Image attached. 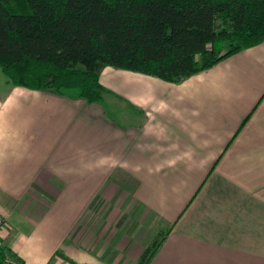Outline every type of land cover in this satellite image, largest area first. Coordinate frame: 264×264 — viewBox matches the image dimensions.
Here are the masks:
<instances>
[{
	"label": "crops",
	"instance_id": "1",
	"mask_svg": "<svg viewBox=\"0 0 264 264\" xmlns=\"http://www.w3.org/2000/svg\"><path fill=\"white\" fill-rule=\"evenodd\" d=\"M100 83L88 104L0 70L13 264H139L162 237L150 264H264V43L179 85L109 67Z\"/></svg>",
	"mask_w": 264,
	"mask_h": 264
},
{
	"label": "trees",
	"instance_id": "2",
	"mask_svg": "<svg viewBox=\"0 0 264 264\" xmlns=\"http://www.w3.org/2000/svg\"><path fill=\"white\" fill-rule=\"evenodd\" d=\"M12 2L0 0L1 73L13 87L75 90L88 104L102 101L105 68L179 85L264 43V0H26L25 14L10 13ZM6 257L17 262L0 249V264Z\"/></svg>",
	"mask_w": 264,
	"mask_h": 264
},
{
	"label": "rangeland",
	"instance_id": "3",
	"mask_svg": "<svg viewBox=\"0 0 264 264\" xmlns=\"http://www.w3.org/2000/svg\"><path fill=\"white\" fill-rule=\"evenodd\" d=\"M7 9L12 14H25L27 12H30V8L26 3V0H13V2L8 5ZM70 92L77 91L71 90Z\"/></svg>",
	"mask_w": 264,
	"mask_h": 264
},
{
	"label": "built area",
	"instance_id": "4",
	"mask_svg": "<svg viewBox=\"0 0 264 264\" xmlns=\"http://www.w3.org/2000/svg\"><path fill=\"white\" fill-rule=\"evenodd\" d=\"M4 223H3V220L0 218V227H2V225H3ZM14 263V261H12V260H10V259H7L6 260V264H13Z\"/></svg>",
	"mask_w": 264,
	"mask_h": 264
}]
</instances>
